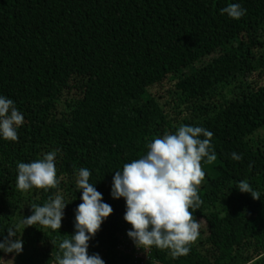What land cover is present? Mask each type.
Instances as JSON below:
<instances>
[{
  "label": "trees",
  "instance_id": "trees-1",
  "mask_svg": "<svg viewBox=\"0 0 264 264\" xmlns=\"http://www.w3.org/2000/svg\"><path fill=\"white\" fill-rule=\"evenodd\" d=\"M229 4L246 14L222 15ZM0 96L24 116L18 142L0 137V242L19 225L24 247L0 251V264H55L75 233L80 168L113 209L89 255L137 264L118 250L131 225L113 177L180 125L213 133L217 159L203 163L193 211L200 235L187 256L153 247L145 264H264V0H0ZM53 151L58 188L19 190L18 163ZM244 180L260 200L237 188ZM57 193L61 229L26 228L31 206Z\"/></svg>",
  "mask_w": 264,
  "mask_h": 264
},
{
  "label": "clouds",
  "instance_id": "clouds-1",
  "mask_svg": "<svg viewBox=\"0 0 264 264\" xmlns=\"http://www.w3.org/2000/svg\"><path fill=\"white\" fill-rule=\"evenodd\" d=\"M234 20L245 14L239 4H229L221 9ZM24 124V116L13 100L0 96V137L18 142L17 129ZM213 133L199 126L180 125L174 134L166 133L147 144L145 155L123 165L113 177L112 196L126 201L125 221L131 225L127 235L137 248L153 247L168 250L173 258L187 256L191 246L198 240L201 222L193 211L203 201L199 195L205 172L203 163L211 165L216 155L211 144ZM203 137V138H201ZM233 159L240 157L233 153ZM55 151L30 163L17 165V188L29 191L32 188L49 191L57 189ZM92 173L80 168L77 188L82 192V203L75 215V233L65 235L53 251L55 264H105L99 254L89 255V241L101 230L104 221L113 214L112 207L103 202V196L89 182ZM237 188L250 193L254 200L260 194L254 191L247 180L240 181ZM67 204L58 193L43 206L33 204L32 215L24 217L27 227L39 224L52 230H60ZM19 225L9 228L7 237L0 242V251L20 254L23 240L17 238Z\"/></svg>",
  "mask_w": 264,
  "mask_h": 264
},
{
  "label": "built area",
  "instance_id": "built-area-1",
  "mask_svg": "<svg viewBox=\"0 0 264 264\" xmlns=\"http://www.w3.org/2000/svg\"><path fill=\"white\" fill-rule=\"evenodd\" d=\"M130 230L132 229H125L119 236L120 243L118 250L123 255L131 256L137 264H145L150 259V249L142 250L137 248L133 240L127 235Z\"/></svg>",
  "mask_w": 264,
  "mask_h": 264
},
{
  "label": "rangeland",
  "instance_id": "rangeland-1",
  "mask_svg": "<svg viewBox=\"0 0 264 264\" xmlns=\"http://www.w3.org/2000/svg\"><path fill=\"white\" fill-rule=\"evenodd\" d=\"M233 88H234V86L232 85V86H230L229 88H228V90L227 91H232L233 90ZM203 183H204V181H203ZM202 183V184H203ZM3 264H16V262L14 261V259L12 258V257H5V259L3 260Z\"/></svg>",
  "mask_w": 264,
  "mask_h": 264
}]
</instances>
